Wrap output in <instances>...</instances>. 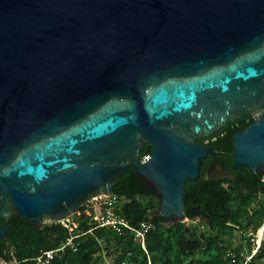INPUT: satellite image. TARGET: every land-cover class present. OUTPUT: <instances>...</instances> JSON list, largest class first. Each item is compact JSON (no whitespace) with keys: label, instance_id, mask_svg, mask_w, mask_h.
I'll return each mask as SVG.
<instances>
[{"label":"water","instance_id":"95a60500","mask_svg":"<svg viewBox=\"0 0 264 264\" xmlns=\"http://www.w3.org/2000/svg\"><path fill=\"white\" fill-rule=\"evenodd\" d=\"M243 116L232 170L264 175V0H0L4 221L63 220L130 168L181 221L199 140Z\"/></svg>","mask_w":264,"mask_h":264},{"label":"trees","instance_id":"16d2710c","mask_svg":"<svg viewBox=\"0 0 264 264\" xmlns=\"http://www.w3.org/2000/svg\"><path fill=\"white\" fill-rule=\"evenodd\" d=\"M243 116L229 122L208 138L199 140L218 152L209 154L204 160L201 177L189 181L184 192L187 207L184 221L171 223V219L158 214L159 195L145 183L133 168L125 171L114 186L116 194L125 197L121 213L131 223L143 220L153 223L146 238V249L127 232L118 235L107 227L97 228L86 234L77 250L66 249L55 260V264H232V256L241 259V251L254 241V235L244 237L241 231L257 234L264 226V181L260 173L252 174L247 168L232 170V136L253 122ZM151 149L147 143L140 149V161ZM216 162L237 175L231 179H207L206 170ZM258 198L259 208L253 215L241 206L247 197L239 185ZM239 202V203H238ZM238 203L239 206L233 205ZM235 206V207H234ZM242 210V211H240ZM255 225L253 226V224ZM11 224V228L0 240V260L13 264H35V257L43 249H51L67 238L65 228L57 222H35L22 216H12L9 221L0 219V228ZM113 247L118 253L105 257L104 250ZM253 263L264 264V238Z\"/></svg>","mask_w":264,"mask_h":264},{"label":"built area","instance_id":"2783aa9c","mask_svg":"<svg viewBox=\"0 0 264 264\" xmlns=\"http://www.w3.org/2000/svg\"><path fill=\"white\" fill-rule=\"evenodd\" d=\"M145 160L146 157L144 158ZM124 201L125 197L116 193L95 196L76 213L57 221L65 228L67 238L54 248L41 250L33 257L35 264H55L56 258L66 249L76 251L86 234L93 233L95 229L102 227H107L118 235H124L129 232L146 249V238L153 223L150 220H143L137 224L131 223L120 211ZM186 220L184 222L190 221L188 218ZM241 233L244 237L254 235V241L251 247L248 244L243 247L240 260L236 254L229 252L232 256V264H257L252 261L264 238V226L259 229L257 234L244 231H241ZM6 264H11V262Z\"/></svg>","mask_w":264,"mask_h":264},{"label":"rangeland","instance_id":"374dc122","mask_svg":"<svg viewBox=\"0 0 264 264\" xmlns=\"http://www.w3.org/2000/svg\"><path fill=\"white\" fill-rule=\"evenodd\" d=\"M142 161H144V159L142 160ZM263 179H264V176H263ZM251 196V199H249L248 201H241L240 203H241V206L242 207H244L246 210H249V212H250V215H253V213H254V211H255V209H258L260 206V204H259V202H258V198L257 197H255L254 195H249V197ZM239 203V202H238ZM238 203H234L233 205H237V206H239L238 205ZM235 207V206H234ZM240 211H242V210H240ZM183 221H187L186 220V218L185 219H183ZM44 223H48V221L47 222H44ZM187 224H192V225H196L197 223H196V221H193V222H191L190 223V221H188V222H186ZM254 223V222H253ZM255 225V223L253 224V226ZM117 251L113 248V247H110L109 249H105L104 250V255H105V257H107L108 259H109V257H113V256H115V255H117ZM6 262V261H5ZM7 263V262H6ZM11 264H13V263H11Z\"/></svg>","mask_w":264,"mask_h":264},{"label":"flooded vegetation","instance_id":"af4514ba","mask_svg":"<svg viewBox=\"0 0 264 264\" xmlns=\"http://www.w3.org/2000/svg\"><path fill=\"white\" fill-rule=\"evenodd\" d=\"M202 139H204V138H202ZM202 139H200V140H202ZM200 143V142H199ZM200 144H202V143H200ZM205 160V159H204ZM213 163H215V162H213ZM213 163H211V164H213ZM203 166H204V163H203ZM203 166H202V168H203ZM211 166V165H210ZM209 166V167H210ZM208 167V168H209ZM202 170V169H201ZM208 170V169H207ZM207 170H206V174H207ZM206 174H205V176H206ZM263 176L264 175H262V181H264V179H263ZM236 178H237V175H235V174H233V176H232V178H223V179H231L232 181H235L236 180ZM239 189H241L244 193H246V195H247V197H249V195H250V193L248 192V189L247 188H245L243 185H239Z\"/></svg>","mask_w":264,"mask_h":264},{"label":"bare ground","instance_id":"6f19581e","mask_svg":"<svg viewBox=\"0 0 264 264\" xmlns=\"http://www.w3.org/2000/svg\"><path fill=\"white\" fill-rule=\"evenodd\" d=\"M0 264H6L5 261L3 260H0Z\"/></svg>","mask_w":264,"mask_h":264}]
</instances>
